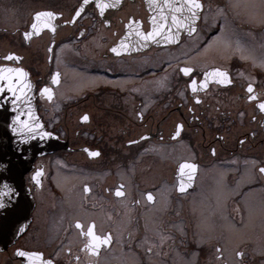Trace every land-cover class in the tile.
Wrapping results in <instances>:
<instances>
[{"label": "flooded vegetation", "instance_id": "flooded-vegetation-1", "mask_svg": "<svg viewBox=\"0 0 264 264\" xmlns=\"http://www.w3.org/2000/svg\"><path fill=\"white\" fill-rule=\"evenodd\" d=\"M200 1L163 43L143 39L148 0H0V64L29 72L63 145L25 173L30 221L0 264H264V0Z\"/></svg>", "mask_w": 264, "mask_h": 264}, {"label": "water", "instance_id": "water-1", "mask_svg": "<svg viewBox=\"0 0 264 264\" xmlns=\"http://www.w3.org/2000/svg\"><path fill=\"white\" fill-rule=\"evenodd\" d=\"M117 1L102 0L104 4ZM148 3L152 10L150 31L160 30V35L150 39L151 42L171 43L181 31L196 27L202 9H194L196 15L193 17L187 0H168L167 3L165 0H148ZM168 9L172 11L170 14ZM171 15L179 18L171 20ZM20 68L24 73L9 71ZM0 71L5 77L0 79V250H3L30 221L33 194L25 183V173L37 156L63 145L46 129L37 113L35 86L29 72L13 63L0 64Z\"/></svg>", "mask_w": 264, "mask_h": 264}, {"label": "snow or ice", "instance_id": "snow-or-ice-1", "mask_svg": "<svg viewBox=\"0 0 264 264\" xmlns=\"http://www.w3.org/2000/svg\"><path fill=\"white\" fill-rule=\"evenodd\" d=\"M165 2L167 3L168 0H165ZM85 3H87V0H85ZM187 3L190 5V7H189L188 10L190 12H192V16L195 17L196 13H195L194 9H199V8L202 7V5L200 3V0H187ZM97 6L98 7H102L103 6V5H101L99 3V0H98V5ZM79 14H80V11L78 10L77 13H76V15H79ZM35 15H36L37 18H40L41 16L53 17L55 15V13H51V12H48V13H39L38 12ZM176 19L177 18L175 16H173V20H176ZM45 26L51 27V25H45ZM182 26L183 25H181V27ZM36 27H37L36 23H33L32 24V28L35 29ZM28 35H29V33H25V37L26 38H27ZM158 35H160V30H159V28H156V29H153L152 31H150V32H148L146 34H143V39L144 40L155 39V37L158 36ZM112 51L115 52L116 51V48L113 47L112 48ZM13 55L14 54H10L9 57H6V59H11ZM9 71L10 72H16V73H24V70L22 68H20V69H9ZM182 71L185 74H187L188 72L191 71V69L190 68H183ZM212 71L213 72H221L220 69H213ZM221 74L224 75V76L227 75L226 73H221ZM205 76L207 77L208 76V73H205ZM4 78L5 77L3 76V72L0 71V79H4ZM55 79H56V77L54 76L53 77V80H55ZM221 82L223 83V82H226V81H223L222 80ZM193 83H195V81H193ZM201 83H204V82L201 81ZM0 90H2V89H0ZM252 90H253V86L251 84H249L248 85V91L251 93ZM41 91L44 92V93H47V92H49V89L47 87H45ZM49 98H51V96H49ZM252 98H253L252 96H249V99H252ZM15 102L16 101H13V103H15ZM260 108L261 109H264V103H261L260 104ZM82 119H85V120L88 119L87 115H85L84 117H82ZM39 126L40 125H35L34 127H39ZM45 135H48V133H45ZM91 155H98V153L97 152H91ZM185 166H186L185 164H181V166H180L181 171H183V169L185 168ZM187 166L188 167H195L194 165H187ZM260 172L264 173V167L260 168ZM33 178L35 179V176ZM116 194L117 195H122L123 193H121L119 191V189H117ZM148 199L149 200L152 199L151 194H148ZM77 227H80L79 222H77ZM87 234L92 237V243L95 244L96 247H99V243H97L98 241L99 242H102V243H107V240H108L107 237H105V238L102 239L101 237L94 235V233H93V227L92 226H89ZM20 254L21 255H28V256L40 255L39 253H23V252H21ZM47 264H52V262L51 261H48Z\"/></svg>", "mask_w": 264, "mask_h": 264}, {"label": "rangeland", "instance_id": "rangeland-1", "mask_svg": "<svg viewBox=\"0 0 264 264\" xmlns=\"http://www.w3.org/2000/svg\"><path fill=\"white\" fill-rule=\"evenodd\" d=\"M0 10H1V7H0ZM249 13L252 15V18H256V19H262L261 18V16H260V14L258 13V11L257 10H254L253 8L251 9V11H249ZM8 14H9V12H8ZM8 14H0V24H3V22H6L7 21V24H13L12 22L10 23V20L12 21V19L14 18L13 16H11V15H8ZM4 17H6V18H4ZM3 21V22H2ZM229 30V29H228ZM231 31V30H230ZM229 32V31H228ZM224 41H227V43H234V44H236V45H238L239 47H242V48H246V46L248 47H251V48H253V46L252 45H249L248 43H244V45L241 43V39H239V38H237V39H235L234 37L232 38V37H230L229 38V40H224ZM217 42H220L219 40H217L215 43H217ZM246 44V45H245ZM223 199H224V197H223ZM219 201V200H218ZM220 204H221V202H220ZM221 206L224 208V205H222L221 204ZM218 207V206H217ZM260 208H261V210H262V214L259 212V211H257L256 213L257 214H253V216H252V214H251V216L253 217V219H252V221L253 222H257L256 220L254 221V219L255 218H263L264 219V205H262V206H259ZM218 210H220V208L218 207L217 208ZM218 210H215V211H218ZM223 209L221 208V211H222ZM221 211H218V212H220V214H221ZM206 213V212H205ZM262 219V220H263ZM219 223H221L220 221H219ZM220 227V226H219ZM214 232H217V231H214ZM213 232V233H214Z\"/></svg>", "mask_w": 264, "mask_h": 264}]
</instances>
